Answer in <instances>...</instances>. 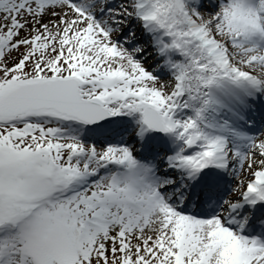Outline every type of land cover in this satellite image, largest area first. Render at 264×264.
Here are the masks:
<instances>
[{"label":"snow or ice","instance_id":"6c2138e0","mask_svg":"<svg viewBox=\"0 0 264 264\" xmlns=\"http://www.w3.org/2000/svg\"><path fill=\"white\" fill-rule=\"evenodd\" d=\"M0 264H264V0H0Z\"/></svg>","mask_w":264,"mask_h":264}]
</instances>
